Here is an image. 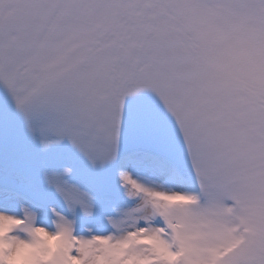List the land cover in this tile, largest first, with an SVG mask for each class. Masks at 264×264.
I'll return each mask as SVG.
<instances>
[{
	"label": "snow or ice",
	"instance_id": "1",
	"mask_svg": "<svg viewBox=\"0 0 264 264\" xmlns=\"http://www.w3.org/2000/svg\"><path fill=\"white\" fill-rule=\"evenodd\" d=\"M0 264H264V0H0Z\"/></svg>",
	"mask_w": 264,
	"mask_h": 264
}]
</instances>
